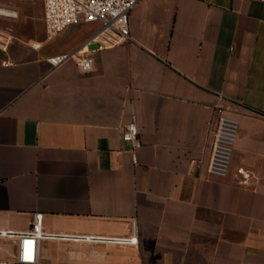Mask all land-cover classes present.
<instances>
[{"label": "crops", "instance_id": "0c3cea01", "mask_svg": "<svg viewBox=\"0 0 264 264\" xmlns=\"http://www.w3.org/2000/svg\"><path fill=\"white\" fill-rule=\"evenodd\" d=\"M0 2V230L42 214L48 234L137 238L40 240L35 264H264V2L137 0L103 48L98 23L48 39L40 0ZM78 50L89 71L47 61ZM218 109L238 121L224 177L206 172Z\"/></svg>", "mask_w": 264, "mask_h": 264}, {"label": "built area", "instance_id": "2783aa9c", "mask_svg": "<svg viewBox=\"0 0 264 264\" xmlns=\"http://www.w3.org/2000/svg\"><path fill=\"white\" fill-rule=\"evenodd\" d=\"M31 1V0H14ZM43 8V22L46 36L52 39L66 28L79 23H98L99 28L88 42H96L99 48L115 47L130 39L128 22L129 13L137 0H40ZM264 2V0H257ZM0 17L16 18L13 9L0 6ZM6 36L0 34V48H4ZM69 60H74L82 71L92 68L93 60L84 50L54 56L47 61L56 68ZM238 134V121L217 110V124L213 135L211 152L206 167L210 176L224 177L229 171L234 143ZM122 140L129 142L135 150L139 147L138 129L134 121L126 125ZM132 160L136 163V157ZM264 186V172L262 175ZM42 214H34L30 229L27 232L0 230V238L13 239L16 251L11 261H0V264H35L36 243L40 240H73L95 243L135 246L136 236L127 238H103L95 236L66 237L48 234L42 228Z\"/></svg>", "mask_w": 264, "mask_h": 264}, {"label": "rangeland", "instance_id": "374dc122", "mask_svg": "<svg viewBox=\"0 0 264 264\" xmlns=\"http://www.w3.org/2000/svg\"><path fill=\"white\" fill-rule=\"evenodd\" d=\"M27 3V2H26ZM0 6H3V4L0 2Z\"/></svg>", "mask_w": 264, "mask_h": 264}]
</instances>
